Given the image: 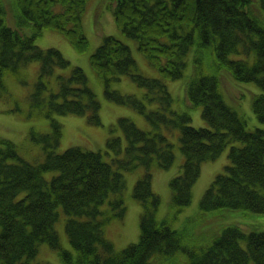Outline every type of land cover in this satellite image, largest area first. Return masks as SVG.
I'll list each match as a JSON object with an SVG mask.
<instances>
[{"label":"trees","instance_id":"1","mask_svg":"<svg viewBox=\"0 0 264 264\" xmlns=\"http://www.w3.org/2000/svg\"><path fill=\"white\" fill-rule=\"evenodd\" d=\"M102 2L161 76L180 79L189 72L185 98L190 107H201L209 126L190 124L189 111L173 106L164 81L140 73L130 47L108 34L90 54L89 63L106 97L135 108L151 129L119 117L122 132L111 129L104 151L73 145L57 152L61 123L53 115L86 114L90 123L100 124L101 103L84 70L74 66L68 75L56 72L70 60L55 47L41 48L36 38L50 28L66 35L77 49H85L88 39L82 22L87 0H12L14 27L5 23L0 0V90L6 72L38 60L39 75L29 98L53 126L51 133L31 134L44 149L43 160L36 163L21 158L16 144L0 135V264H53L34 260L39 243L57 250L62 264H264V229L244 232L228 225L204 247L185 244L183 232L157 218L160 197L153 191L150 170L154 162L162 168L172 165L175 145L162 128L177 129L184 159L168 185L170 207L178 212L191 203L202 162L229 147V163L204 190L198 216L220 209L264 212V0ZM224 70L237 81L262 88L252 99L262 126L247 128L245 117L226 102L223 89L232 98V87L225 86ZM52 75L57 88L48 92ZM121 75H130L144 89L141 97L111 88ZM139 166L145 171L131 192L141 206L139 238L115 249L104 227L125 216L123 171ZM46 172L54 174L46 178ZM59 206L67 215L64 229L73 251L61 246L54 228Z\"/></svg>","mask_w":264,"mask_h":264},{"label":"rangeland","instance_id":"2","mask_svg":"<svg viewBox=\"0 0 264 264\" xmlns=\"http://www.w3.org/2000/svg\"><path fill=\"white\" fill-rule=\"evenodd\" d=\"M6 15L5 23L15 26V8L12 0H1ZM101 0H87L86 9L83 14V30L88 39L85 49H77L63 33L50 28H44L43 33L36 38V43L41 48L55 47L70 60V65L58 68L56 72L65 75L70 74L72 67L80 66L87 75L88 85L100 100L101 109L100 124H92L87 120V115H57L53 117L61 123V136L55 149L62 152L69 146L78 145L83 149L101 150L106 148V140L115 128L114 134H121L117 125L119 117H128L142 129H151L150 124L135 108L121 105L109 100L104 91L102 80L97 76L89 63L90 54L102 41V36L112 34L125 42L131 49L132 56L136 62L137 70L147 76L161 78L167 85L174 97L173 106L177 109L188 110L191 115L190 124L193 126H209L201 115L200 106L190 107L188 99L185 98V82L189 72L185 71L180 79H170L161 76L157 68L150 65L145 56L137 49L134 38L128 37L115 24L112 12ZM26 34H30L29 28H23ZM40 62L38 60L22 65L16 71H8L4 75L5 86L0 90V135L10 139L16 144L18 154L29 162H40L44 158V149L40 141L32 139V133H51L53 130L50 118L44 116L32 107L30 94L33 92L35 82L38 79ZM226 77L225 86L230 88L231 96L223 89L225 100L234 107L239 114L245 117L247 128L262 126L254 115L252 108L253 95L262 92V88L255 82H241L235 80L229 72L223 71ZM49 89L57 88L55 77L52 75L48 82ZM223 80H222V88ZM111 88L122 93H133L142 96L144 89L136 84L130 75H121L119 80L111 83ZM169 139L174 142V161L169 168H162L156 162L151 166L152 188L160 197L157 209V218L167 219L171 224L184 234V243L187 245L204 247L218 236L222 229L228 225H237L244 232L258 231L264 229V212L257 213L241 209H220L210 212H201L198 216V206L204 190L208 187L216 174L223 172V167L229 163L227 155L229 147H226L215 159L202 162L200 175L192 187L191 203L178 212H173L170 207L169 180L178 174L183 162L180 152L178 130L168 131L162 128ZM145 169L137 167L134 170L123 171L125 188L123 198L126 204V214L123 219H113L104 227L105 237L109 239L115 249H122L129 243L136 242L139 238V218L141 206L131 195L134 183L142 176ZM56 173V172H55ZM54 172H46L44 176L50 178ZM20 194L19 196H21ZM107 204H104L106 207ZM59 217L54 224L63 248L73 251L64 229L66 213L61 206L58 207ZM198 216V217H197ZM245 245V240H241ZM38 262H49L62 264L57 250L51 248L47 243H39L37 255Z\"/></svg>","mask_w":264,"mask_h":264}]
</instances>
